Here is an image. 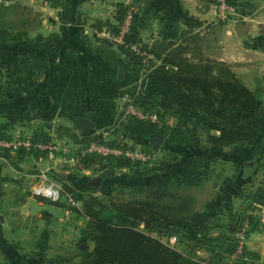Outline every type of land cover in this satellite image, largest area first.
<instances>
[{
  "label": "crops",
  "instance_id": "0c3cea01",
  "mask_svg": "<svg viewBox=\"0 0 264 264\" xmlns=\"http://www.w3.org/2000/svg\"><path fill=\"white\" fill-rule=\"evenodd\" d=\"M119 1L131 0H2L38 12L39 24L0 26V131L11 137L44 132L58 147L54 155L17 150L0 155V264L82 260L84 209L71 210L67 199L53 203L35 196L32 185L42 174L80 197L96 176L102 190L120 182L168 188L176 180L206 184L211 194L202 204L191 214H175L168 224L181 226L189 236L213 235L226 231L243 207H256L248 212L261 220L257 228L249 227L244 245L259 254L251 264H264V203L251 198L264 185V0H236L227 21L218 20L208 0H139L138 29L145 41L179 43L186 32L198 34L205 57L228 63L255 93L259 107H232L230 118L252 124L256 133L227 145L210 142L208 135L220 130L201 124L209 115L225 113L219 101L177 87L176 67L158 68V59L140 66L117 44L96 38L94 21L114 18ZM147 73L158 81L157 122L125 113L123 94L141 101ZM88 111L95 125L84 129L78 118ZM154 136L161 139L159 147L151 142ZM92 138L151 150L156 159L131 167L81 168L73 153ZM87 242L92 250L94 242ZM180 249L191 250L203 264H241L232 255L213 259L188 241Z\"/></svg>",
  "mask_w": 264,
  "mask_h": 264
},
{
  "label": "trees",
  "instance_id": "16d2710c",
  "mask_svg": "<svg viewBox=\"0 0 264 264\" xmlns=\"http://www.w3.org/2000/svg\"><path fill=\"white\" fill-rule=\"evenodd\" d=\"M208 1L213 2V0ZM233 2L236 3V0ZM16 6L21 5L18 3L14 5L0 3V26L7 25L5 20L7 14L3 11ZM23 7L28 8L27 6ZM129 8V3L119 1L116 3L114 18L96 19L93 23L96 29V38L103 43L117 44L140 66L145 67L158 59L161 62L158 68L176 67L172 78L177 87L186 90L192 96L202 93L207 100L219 101L223 106V111L231 110L232 107L245 110L259 107L255 93L237 76L228 63L214 58L199 57L196 59L193 56L197 51L200 52L201 36L198 34L186 32V37L179 43H173L165 38L156 39L150 43L140 35L138 29L139 13L136 11L130 29L123 37L124 42L107 37L104 34L105 29L115 35L120 32V24ZM34 15L37 16L38 12H35ZM134 45L139 51L135 49ZM143 82L142 93L144 98L136 103L145 110L159 113L161 106L158 97L160 92L156 77L147 73ZM201 124L209 130L212 128L220 130L219 134L210 133L208 135L210 142L220 145L247 140L256 133L252 124L227 118L224 113L209 115L201 120ZM9 136L0 131V138ZM31 140L47 143L50 142L51 137L44 132H35L31 135ZM103 141L112 144L121 143L118 140L103 139ZM17 151L36 152L37 154L41 151L48 152L33 147L30 149L20 147ZM4 153L6 151H0V155ZM73 155L77 165L81 168H93L96 164L99 165V168L131 167L144 164L140 160H132L113 154H83L81 149L75 151ZM163 188L168 187L166 185ZM167 192H170L169 189ZM87 197L89 199L85 202L84 214L88 219L82 229V236L85 243L87 240H92L94 247L92 250H89L88 247H81L82 260L78 264H203L200 259L193 255L191 250L187 252L180 247L171 246L164 239V236L176 234L179 237L180 246L188 241L193 248H205L210 252L213 259H223L227 255H232L237 249L239 238L236 232L239 230L240 222L247 219L252 229L257 228L261 220L258 213L248 212V210H253L256 207H243L237 220L229 223L226 231L222 230L213 235L189 236L181 226L168 224L167 221L172 219L175 214L166 213L158 192L157 197H152L151 200H126L121 203H112L115 204L114 209L109 202L96 195H87ZM251 198L258 203H264L263 184L256 188L251 194ZM113 212H115L118 221L112 218ZM153 221H155L154 229L151 226ZM142 223L147 230L140 227ZM153 233H157V235ZM242 256L247 257L248 260L241 261L238 259L239 263L251 264L250 260L258 258L259 254L247 249L244 245Z\"/></svg>",
  "mask_w": 264,
  "mask_h": 264
},
{
  "label": "built area",
  "instance_id": "2783aa9c",
  "mask_svg": "<svg viewBox=\"0 0 264 264\" xmlns=\"http://www.w3.org/2000/svg\"><path fill=\"white\" fill-rule=\"evenodd\" d=\"M2 3V0H0ZM213 3L216 6L217 18L219 21H227L231 18L234 13L235 3L233 0H213ZM137 11L135 6H130L123 22L120 24V32L118 34H112L109 30H104V34L110 39H115L119 42H124V35L130 29L132 19L134 13ZM135 49L139 51V49L134 45ZM123 98L125 101V113L128 116L134 117L136 119H149L154 122L159 121V113L157 111L145 110L141 106H139L134 97L130 93L123 94ZM20 147H25L30 149L31 147L36 149L47 150L48 154L54 155L57 151V144L55 142H42L36 141L33 142L31 140V136H19V137H4L0 138V151L7 152L9 150H17ZM82 153H98L102 155H117L128 157L132 160H140L144 164H151L156 159V154L154 151L142 149L138 147L131 146L129 144L118 143L112 144L103 141L102 138H92L87 141V144L82 149ZM74 159H76L74 157ZM32 193L35 196L45 197L52 202H60L64 199H67L70 204L79 206L81 205V197L78 195L71 194L67 192L64 187L48 177L45 174L40 176V179L34 184L32 187ZM264 213V206L263 211ZM249 221L244 219L240 222L239 230L236 232L237 237L239 238V243L237 249L232 254V256L237 260L246 261L247 257L242 256V251L245 243V239L247 237V232L249 231ZM164 237V239L174 247H180V240L178 235L171 234ZM239 259V260H238Z\"/></svg>",
  "mask_w": 264,
  "mask_h": 264
},
{
  "label": "rangeland",
  "instance_id": "374dc122",
  "mask_svg": "<svg viewBox=\"0 0 264 264\" xmlns=\"http://www.w3.org/2000/svg\"><path fill=\"white\" fill-rule=\"evenodd\" d=\"M126 3H129L130 6L132 5L135 6L137 11H139V0H131L130 2H126ZM3 13L7 14L5 15L7 26L17 25L20 27L26 26L30 28H36L39 24L38 15L35 16L34 12L29 8L27 9L21 6L14 7L10 10L7 9L4 10ZM27 17L28 19L29 18L32 19H30L29 21H25ZM200 40H201L200 52L197 51L196 53L193 54V56L196 59H198L199 57L207 58L205 57L202 50L203 49L202 37L200 38ZM231 115L232 112L230 109L226 110L224 113V116L227 118L230 117ZM198 185L195 184L184 185L183 183L178 182L176 180L171 183L170 188H163V187L160 188L158 184L153 185L152 183L140 185L137 183L128 184L127 182H120L118 184L114 183L113 185L107 186L108 190L106 189L102 190L100 189L101 186V182H100L99 185L93 184L92 186H90L88 188L89 192H86L85 194H83L84 196H81L82 197L81 200H83V202H81V205L75 206L69 203L68 207L73 211H81V209H85V202L89 199L86 196L96 195L101 199H103L104 201L109 202L111 207L114 209L115 204L112 203L115 202L121 203L126 200H136V201L147 200V199L151 200L152 197H157V192H158L161 198V202L164 205V209L166 213L176 214V215H187V214H191L195 209H197L202 204L204 199L208 197L209 194H211L210 186L203 184L201 187H198ZM33 186L34 185H32V187ZM163 189H165L164 192ZM168 189L170 192H167ZM47 201L52 202L49 199H47ZM64 201L68 203L66 199L60 201L59 203H62ZM111 215L114 220L118 221V218L115 216V212H113ZM154 225H155V221H153V223L151 224L152 229L155 228ZM140 227L146 229L145 226L143 225H140ZM149 230L151 231V229ZM153 234L156 235L157 233H153ZM164 237L167 238L166 236ZM87 243H85L84 247H87ZM45 264H52V263L48 262Z\"/></svg>",
  "mask_w": 264,
  "mask_h": 264
},
{
  "label": "water",
  "instance_id": "95a60500",
  "mask_svg": "<svg viewBox=\"0 0 264 264\" xmlns=\"http://www.w3.org/2000/svg\"><path fill=\"white\" fill-rule=\"evenodd\" d=\"M91 114L92 111H88L86 113V115L80 116L78 118L79 124L82 128L84 129H90L91 127H93L95 125V122L93 121V119L91 118ZM152 144L155 145L156 147H159L160 143H161V139L159 136H154L151 140ZM92 183L94 185H99L100 183V177L96 176L92 179ZM251 203V200H249L247 202V205H249Z\"/></svg>",
  "mask_w": 264,
  "mask_h": 264
}]
</instances>
